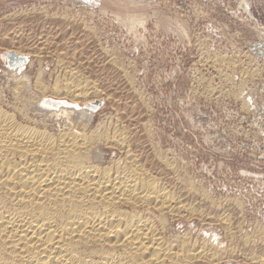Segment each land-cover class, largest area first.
Returning <instances> with one entry per match:
<instances>
[{"label":"rangeland","instance_id":"374dc122","mask_svg":"<svg viewBox=\"0 0 264 264\" xmlns=\"http://www.w3.org/2000/svg\"><path fill=\"white\" fill-rule=\"evenodd\" d=\"M134 14L144 18L135 28L128 21ZM0 19V92L9 102L16 77L25 72L32 83L43 70L48 85L66 66L89 74L103 90L92 99L94 109L87 108L90 102L60 101L76 112L92 111L93 127L119 120L118 127L145 147L136 153L145 152L143 161L170 186L178 185L187 203L205 212L212 200L215 217L228 203L236 238L219 221L204 223L199 216L181 217L176 227L215 233L225 248L234 242L238 259L231 264H251L240 258L248 252L264 254V0H0ZM11 50L25 57L23 69L12 65ZM25 88L26 98L39 92ZM157 156L179 170H167Z\"/></svg>","mask_w":264,"mask_h":264},{"label":"bare ground","instance_id":"6f19581e","mask_svg":"<svg viewBox=\"0 0 264 264\" xmlns=\"http://www.w3.org/2000/svg\"><path fill=\"white\" fill-rule=\"evenodd\" d=\"M141 17L130 15L128 21L135 28L144 23ZM18 53L9 52L15 60L12 65L20 66L17 71L26 62ZM63 70L62 75L61 71L57 72L59 75L49 85L44 81L43 70L39 69L32 83L23 71L21 78L16 77L19 80L15 90L11 87L14 102H9L0 92V264H231L238 259L236 248L232 247L234 242L225 248L221 239L213 238L215 233L208 236L204 231L206 235L201 236L192 229L183 231L175 225L181 217L192 221L194 216H199L204 223L219 221L233 240L235 222L225 212L228 203H221L217 217L213 213L214 202L206 199V193L201 194L210 204L205 212L187 203L178 185V190L173 184L170 186L159 172L151 170L148 162L145 163L147 160L143 161L145 147L142 142L138 144L136 137V141L130 137L128 129L118 127L119 120L117 125L113 121L112 124L98 122L93 127L92 111L76 112V107L66 106L70 103L60 98L90 102L87 108L94 109L92 99L103 93L89 74L85 77L81 70L70 66ZM25 87L39 92L27 89L32 92L26 98L21 90ZM49 95L59 99H50ZM44 106L57 107L55 110L60 112L50 111L49 107L43 109ZM136 148L142 152L137 154ZM159 161L167 170L175 173L179 170L167 159ZM188 188L196 195V188ZM248 253L240 258L251 264H264V254Z\"/></svg>","mask_w":264,"mask_h":264},{"label":"crops","instance_id":"0c3cea01","mask_svg":"<svg viewBox=\"0 0 264 264\" xmlns=\"http://www.w3.org/2000/svg\"><path fill=\"white\" fill-rule=\"evenodd\" d=\"M8 1H10V0H8Z\"/></svg>","mask_w":264,"mask_h":264}]
</instances>
